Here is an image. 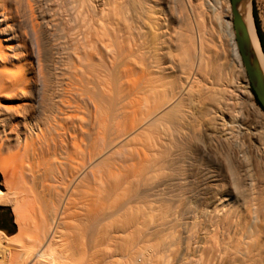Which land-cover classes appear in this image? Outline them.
<instances>
[{
  "label": "bare ground",
  "instance_id": "obj_1",
  "mask_svg": "<svg viewBox=\"0 0 264 264\" xmlns=\"http://www.w3.org/2000/svg\"><path fill=\"white\" fill-rule=\"evenodd\" d=\"M208 1L0 0V206L17 227L13 239L0 231V264H165V253L148 248L155 229L132 193L165 164L190 172L196 158L211 155L205 143L212 140L233 181L226 195L248 212L251 199L264 208V127L240 106L233 129L234 120L228 125L205 105L226 107L229 71L223 50L206 43L207 34L216 39L204 24ZM214 1L222 13L218 36L247 100L231 4ZM238 10L264 78L251 0H240ZM206 75L217 84L211 90L196 82ZM180 188H173L179 197ZM229 199L221 205L227 211Z\"/></svg>",
  "mask_w": 264,
  "mask_h": 264
},
{
  "label": "rangeland",
  "instance_id": "obj_2",
  "mask_svg": "<svg viewBox=\"0 0 264 264\" xmlns=\"http://www.w3.org/2000/svg\"><path fill=\"white\" fill-rule=\"evenodd\" d=\"M229 3H230V0H229ZM169 4L170 5L172 4L171 0H169ZM206 5H207L205 7L206 17L204 19V24H206L205 28L207 30H211V31L213 30V32L216 33V39L213 42L210 41V38L207 37L209 35L207 34L206 40L207 39L208 40L206 43H210L209 46H210L211 52H212V49H215V48L219 52H222L221 50H223L224 54L222 53V55L224 56L222 55L220 56L221 61L223 60L229 65L228 66L229 71L227 70L228 71L226 75L227 81H225L224 83L226 85L225 87H227L226 88L227 89L226 107L224 106L223 108L221 104H218L217 102H214V101L211 103H208L206 101L207 99L204 100L206 101L205 105L209 107V104H210V107L212 108V110L217 111V114H219V112L224 113L225 122L227 121L226 123L228 125H229L230 120H234V122L232 123L233 129L237 128L236 124L238 122H236V116L237 115L239 116L240 106H241L240 107L241 109L243 110L250 109L251 112L256 114V117L254 118L257 121L256 125H259V126L261 125L264 127V119L262 118L260 113L257 112L255 105L261 111H263V109L261 108V106L258 105L251 91L250 83H249L245 70L244 72L246 75L247 85H248L247 88L252 95L247 100L245 97L246 95H244V93L241 92L240 86L237 83V70L235 67H233L234 64L230 63L232 61H231L230 56H228L229 54H228L227 47L223 45L221 42L220 36H222L223 34L222 26H220L221 18H219L221 9L217 6L218 4L214 0H209ZM251 12L253 15V19H254V14H256L257 16V19L259 21L260 30L264 38V0H251ZM173 27L176 29V25H173ZM208 50L209 48H207L205 52L206 51L208 52ZM208 77L209 75L208 76L206 75L203 78H201L200 76L198 77L196 82H199V83L201 82L200 85L206 84V87L210 88L211 90L214 87H216L217 84L213 82L211 77L209 78ZM196 84L197 83H195V85ZM211 84H213V86ZM204 94L205 93L201 95L202 96L201 99H203L204 97L206 98V94L205 95ZM216 108L218 110H216ZM230 108L233 111V116L231 118L228 115H226V111L229 110ZM199 127L201 128V126ZM199 127L197 129H200ZM205 144L211 155L209 157L202 155L201 159L200 157H198V159L196 158L193 161L192 166L190 167L191 169L190 172H187L186 170L187 166H185L183 168L184 169L186 168L185 169L186 172L184 170V174L182 172L183 175L175 174V173L170 172V168H169L170 165L165 164L163 167L164 169L163 174L165 173L166 176L162 174V175H159L158 178L157 177L154 178L155 180L152 179L149 181L148 180L142 181L140 183L141 185L138 184L135 187V189L137 190L138 188V190L136 191L134 189V192L136 194L137 192H141L142 194L139 195L138 197L136 195L135 197L134 196L135 193L133 192L132 193L133 196H131L133 199L132 204L134 203L133 205L139 207L140 210L145 212L146 216H148L147 217L148 227L150 228L152 226L155 229V231H150L151 235L150 234L147 235V237L149 238L146 237L148 240L146 241V243L148 244V248L150 249L151 254L153 253L157 256H159L160 254L163 255V253H165L163 255L165 256L164 257L166 261L165 264H211V263L212 264H264V214H263L264 208L262 207V205L258 204L257 200L254 202V200L251 199L248 203L250 206L248 205L247 207L249 208V212H248L246 211V207L244 206V204H241L242 202L238 200L236 201V199H233V197H230V195H226L229 192V190L232 189L231 188L232 183H233V181H231L232 178H230V176L224 170L223 160H222L221 155L219 154V149L215 141L212 140V142H208V144L207 143ZM199 145L201 146V144L198 142V146ZM199 161H200V164H197V162L199 163ZM263 164L264 162H258V168L262 166L260 169L263 170L264 169ZM36 165L37 164H35L34 168L36 167ZM198 165H201V167L205 169L207 168L208 170H210L209 173H207L206 175L204 174L202 175L198 168ZM40 169L41 168H38V170ZM216 171H218L219 176H217L216 178L211 177L210 175L215 174ZM201 177H203V179ZM263 178H264V173L260 177L261 184L264 187ZM215 179L217 180L215 181ZM190 180H191V183L193 184L190 183ZM245 182H247L246 183L247 185L245 184ZM243 183L244 185H246L245 188L248 189L249 182L245 180L243 181ZM201 185L204 187H202ZM174 186L181 187L179 190L180 193L178 192L179 194L182 195L181 197L177 196L178 195L176 194L177 190L173 189ZM189 195L193 197L192 198L193 204L189 203L187 200L189 198L188 197ZM225 197L230 198L228 201H230V203L232 204L231 210L227 211L228 208L226 205L221 206L225 204L226 200H223ZM148 201L150 202L149 204H148ZM189 204L191 205V207ZM215 204L217 208L219 207L216 210H214ZM206 205H208L209 209H212V211L214 210L212 212V215L211 213L210 215H203L201 214V212H199V210L206 207ZM148 206L149 207L151 206V208H149ZM222 208L223 209L226 208V211L222 210ZM260 209L262 210V212L258 211ZM219 211L220 212L223 211V212L220 214ZM224 211L227 214L224 213ZM196 212H198L199 214ZM215 215L216 216L220 215V216L216 217ZM162 216L164 217L165 221ZM174 217L177 219H175ZM0 226L4 227V228L0 227V231H2L5 235L9 236L10 239L14 238V237L13 238L11 237L12 235H14L15 233L17 234V227L14 222L13 215H12L10 208L8 207L0 206ZM152 227L150 228V230H154L152 229ZM16 234L14 235L15 237L17 236ZM169 235L171 237H169ZM120 249L122 250L124 249V247L122 246L121 248H119V252H120Z\"/></svg>",
  "mask_w": 264,
  "mask_h": 264
},
{
  "label": "water",
  "instance_id": "obj_3",
  "mask_svg": "<svg viewBox=\"0 0 264 264\" xmlns=\"http://www.w3.org/2000/svg\"><path fill=\"white\" fill-rule=\"evenodd\" d=\"M239 1L240 0H230L236 46L240 53L251 91L254 93L253 95L255 99L259 102L264 111V78L261 70L257 66L255 56L252 52L247 27L238 10Z\"/></svg>",
  "mask_w": 264,
  "mask_h": 264
},
{
  "label": "trees",
  "instance_id": "obj_4",
  "mask_svg": "<svg viewBox=\"0 0 264 264\" xmlns=\"http://www.w3.org/2000/svg\"><path fill=\"white\" fill-rule=\"evenodd\" d=\"M254 22H255V25H256V29H257V34H258V37H259V41H260V45H261V48L264 52V38H263V34L260 30V26H259V21L257 19V16L256 14H254ZM253 93V92H252ZM254 94V93H253ZM257 101V100H256ZM258 105L260 106L259 102L257 101ZM1 228H4L3 226H0Z\"/></svg>",
  "mask_w": 264,
  "mask_h": 264
}]
</instances>
